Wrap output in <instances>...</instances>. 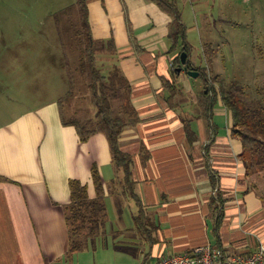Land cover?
Segmentation results:
<instances>
[{
  "label": "crops",
  "instance_id": "1",
  "mask_svg": "<svg viewBox=\"0 0 264 264\" xmlns=\"http://www.w3.org/2000/svg\"><path fill=\"white\" fill-rule=\"evenodd\" d=\"M86 8L91 38L111 41L112 52L105 47L97 51L107 65L99 69L106 73L116 66L129 85L131 108L117 103L115 114L134 123L123 128L119 148L131 158L133 191L143 205L151 240H144L133 224L136 207L123 191L122 173L112 163L105 136L96 133L82 142L69 124L91 123L95 113L72 101L74 90L61 108L46 104L0 124V264L67 263L63 207L69 203V182L85 185L93 199L92 166L103 181L107 209L98 239H104L107 222L114 221L118 229L109 234L116 254L154 264L204 245L242 255L264 247V203L253 186L256 177L245 174L239 141L229 135V113L219 102L214 105V136L196 105L201 81L195 83L198 77L183 71L172 74L174 55L166 38L170 17L152 0H87ZM188 60L201 67L191 52ZM168 81L177 87L173 105L164 86ZM217 105L221 117L214 120ZM83 111L89 118L77 119ZM112 181L109 194L106 186ZM217 192L224 202L219 242L213 235ZM126 207L132 211V226L122 219Z\"/></svg>",
  "mask_w": 264,
  "mask_h": 264
},
{
  "label": "rangeland",
  "instance_id": "2",
  "mask_svg": "<svg viewBox=\"0 0 264 264\" xmlns=\"http://www.w3.org/2000/svg\"><path fill=\"white\" fill-rule=\"evenodd\" d=\"M74 2L0 0V124L13 114L56 102L68 89L65 66L75 79L72 101L93 109L79 70L83 45L76 35ZM175 5L195 63L209 76L235 82L245 107L264 110V0H176ZM96 53L103 71L107 65L101 53ZM117 103L111 102L114 111ZM219 109L218 105L214 109V120L221 117ZM88 116L83 111L76 118L86 120ZM254 182L263 196L264 175L260 173ZM131 214L127 207L122 212L126 226H132ZM117 229L114 221H108L104 239L97 238L66 264H138L137 258L113 250L109 232Z\"/></svg>",
  "mask_w": 264,
  "mask_h": 264
},
{
  "label": "trees",
  "instance_id": "3",
  "mask_svg": "<svg viewBox=\"0 0 264 264\" xmlns=\"http://www.w3.org/2000/svg\"><path fill=\"white\" fill-rule=\"evenodd\" d=\"M87 0H75L78 17V31L76 35L81 38L83 45L82 58L79 63V70L83 75L85 94L90 105L95 108L91 123L74 120L69 123L75 127L82 142H85L91 135L102 133L108 143L109 153L113 165L122 173L120 184L125 195L134 202L136 212L133 215V224L144 240H151V232L147 230L146 215L143 205L133 191L131 181L130 164L131 158L119 148V137L125 126L132 125L133 121L124 122L116 116L111 102L129 105V85L120 70L113 66L106 73H103L97 66V51L107 48L112 52L111 41H94L91 38L88 24V13L86 8ZM171 21L167 27L168 52L174 55L172 62V74H177L176 68L180 66L181 53L187 54L186 68L199 73L198 78L202 83V89L196 98V105L199 117L210 125L215 136V124L213 123V107L219 102L229 113L231 126L230 137L237 139L241 146L240 160L247 177L256 178L260 173L264 175V110L245 107L241 102L238 93L240 89L233 81H226L218 75L209 76L204 68L195 67L190 64L189 45L186 40L185 27L181 21L180 11L175 5L166 0H152ZM63 10L62 12H64ZM54 18L58 20V15ZM66 67V78L68 82L67 91L60 96L56 103L59 108L67 101L75 90V79L68 66ZM169 91V103L174 104L177 94V87L173 81L164 84ZM208 146L204 148V153ZM261 177V176H260ZM91 179L94 186L95 197L90 199L87 195V187L76 180L69 182V203L63 207L65 224L68 234V248L65 258L68 260L74 254L83 251L90 242H94L100 233H103L107 220V209L105 203V188L103 181L95 166L91 167ZM107 185L109 194L112 193L110 185ZM212 186L216 187L214 180ZM254 188H258L255 184ZM264 203V195L259 196ZM217 206L214 210L216 217L213 235L219 242V226L222 221L223 200L219 192L215 195Z\"/></svg>",
  "mask_w": 264,
  "mask_h": 264
},
{
  "label": "built area",
  "instance_id": "4",
  "mask_svg": "<svg viewBox=\"0 0 264 264\" xmlns=\"http://www.w3.org/2000/svg\"><path fill=\"white\" fill-rule=\"evenodd\" d=\"M154 264H264V247L260 245L251 254L242 255L204 245L195 247L189 252L166 255Z\"/></svg>",
  "mask_w": 264,
  "mask_h": 264
},
{
  "label": "water",
  "instance_id": "5",
  "mask_svg": "<svg viewBox=\"0 0 264 264\" xmlns=\"http://www.w3.org/2000/svg\"><path fill=\"white\" fill-rule=\"evenodd\" d=\"M186 61H187V54L186 53H181V55H180V66L175 69L176 72L180 73L181 71H183L189 77L197 78L199 73L197 71H195V70H188L186 68Z\"/></svg>",
  "mask_w": 264,
  "mask_h": 264
}]
</instances>
